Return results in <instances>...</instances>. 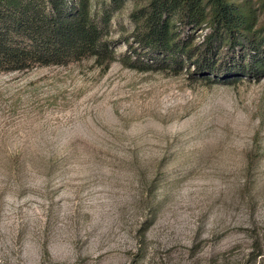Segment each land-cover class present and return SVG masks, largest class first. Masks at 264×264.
Masks as SVG:
<instances>
[{"label":"rangeland","instance_id":"1","mask_svg":"<svg viewBox=\"0 0 264 264\" xmlns=\"http://www.w3.org/2000/svg\"><path fill=\"white\" fill-rule=\"evenodd\" d=\"M188 70L0 72V264H264V75Z\"/></svg>","mask_w":264,"mask_h":264},{"label":"trees","instance_id":"2","mask_svg":"<svg viewBox=\"0 0 264 264\" xmlns=\"http://www.w3.org/2000/svg\"><path fill=\"white\" fill-rule=\"evenodd\" d=\"M131 1L130 29L116 54L112 20ZM0 0V72L92 58L179 74L189 63L206 83L264 75V0ZM202 31L197 39V32ZM223 77L225 79H220Z\"/></svg>","mask_w":264,"mask_h":264}]
</instances>
